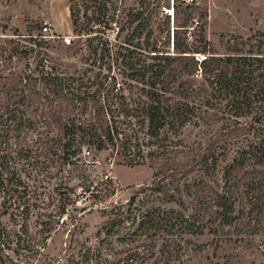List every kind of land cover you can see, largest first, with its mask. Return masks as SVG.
Masks as SVG:
<instances>
[{
	"label": "trees",
	"instance_id": "trees-1",
	"mask_svg": "<svg viewBox=\"0 0 264 264\" xmlns=\"http://www.w3.org/2000/svg\"><path fill=\"white\" fill-rule=\"evenodd\" d=\"M183 1L190 9L192 2ZM173 9V19L158 11L151 28L143 11L131 14L124 22L131 31L116 45L121 81L113 78L97 90L98 97L86 96L87 102L67 90L75 79L51 66L40 79L16 71L2 76L0 264H43L49 240L59 233L68 234L66 247L47 264H135L158 250L167 261L188 236L243 224L247 206L248 223L264 215V44L219 54L207 36V15L189 25L181 22L178 7ZM110 20L105 12L95 22L108 26ZM124 30L120 27L117 37ZM4 67L5 75L9 69ZM37 80L54 91L48 100L61 101L55 114L60 113L56 125L65 140L59 143L65 159L72 146L78 152L90 144L109 150L117 163L148 165L152 182L134 189L126 200L108 202L118 189L109 176L111 185L105 186L94 185L84 174L76 184L65 178L51 184L43 183L45 178L27 181L23 172L39 167L27 155L32 138L23 139L38 126L30 114L33 96L41 95L31 88ZM87 99L95 108L74 111ZM65 103L73 108L62 110ZM214 122L220 123L216 134L184 141L188 128ZM231 151V162L220 170V161ZM91 200L89 207H78ZM99 204L107 219L97 240L78 239L80 213Z\"/></svg>",
	"mask_w": 264,
	"mask_h": 264
},
{
	"label": "rangeland",
	"instance_id": "rangeland-1",
	"mask_svg": "<svg viewBox=\"0 0 264 264\" xmlns=\"http://www.w3.org/2000/svg\"><path fill=\"white\" fill-rule=\"evenodd\" d=\"M187 1L192 2L190 9L186 8L183 0H0V79L8 76L6 74L10 71L40 79V73L51 66L56 69L54 72L75 79L67 90L82 94L84 101L86 96L97 94L98 97L100 93L97 90H102L113 78L121 81V60L116 61L115 52L119 48L116 45L121 44L127 32L131 31V27L124 22L131 18V14L143 11V19L150 22L148 28H151L158 11L170 14L173 19L174 6L178 7L180 20L184 24L195 25V20H205L203 16L207 15V36L213 50L219 54L235 48L244 51L251 46L257 50L259 45L264 44V0ZM105 12L111 16L108 26L96 24L95 19ZM188 16L191 18L187 19ZM45 22L50 24L47 32L42 29ZM139 22L137 20L131 26ZM120 27L125 30L117 37ZM106 40L109 44H106ZM4 64L9 69L5 75ZM31 88L41 94L38 98L33 96L30 113L38 126L27 131L23 139L32 138L27 155L35 158L39 167L33 173L27 170L23 172L27 181L45 178L43 183L49 181L51 184L65 178L71 184H76L84 174L94 185L104 183L105 186L111 185L107 181L109 176L118 189L108 202L126 200L134 189L152 182L153 171L148 165L130 167L117 163L109 150H96L90 144L83 145L78 152L72 146L68 150V159H65L64 149L59 144L65 140L56 125V115L60 113L55 114V108L60 109L57 103L61 101L48 100V93L55 97L51 93L54 91H49L50 88L45 87L41 80H37ZM26 90L31 91L28 87ZM87 100L89 103H77L74 111L86 112L91 106L95 108L96 103L92 99ZM66 106L69 109L70 104L65 103L61 109ZM219 124L214 122L205 123L201 128L190 127L183 139L188 143L216 134ZM260 127L264 129V123ZM88 150H91L90 154ZM233 156L234 152L231 151L220 161L219 169L223 171ZM77 190L81 192V187ZM91 204L92 200L83 201L78 207L81 209ZM249 208L247 206L246 214L241 219L243 224L225 227L223 231L220 230L222 232L218 230L202 236H188L190 240L183 241L182 248L167 261L159 250L156 251L160 249L158 244L155 256L135 264H264V215L248 223L251 216L247 214ZM80 215L82 230L77 238L95 242L107 219L100 204ZM68 239L66 233L53 234L41 263L47 264L50 258H60Z\"/></svg>",
	"mask_w": 264,
	"mask_h": 264
},
{
	"label": "built area",
	"instance_id": "built-area-1",
	"mask_svg": "<svg viewBox=\"0 0 264 264\" xmlns=\"http://www.w3.org/2000/svg\"><path fill=\"white\" fill-rule=\"evenodd\" d=\"M191 1H193V0H191ZM49 23L48 22H45L44 23V25H43V27H42V29H43V31L44 32H47L49 29H50V27H49ZM89 153V152H88Z\"/></svg>",
	"mask_w": 264,
	"mask_h": 264
}]
</instances>
